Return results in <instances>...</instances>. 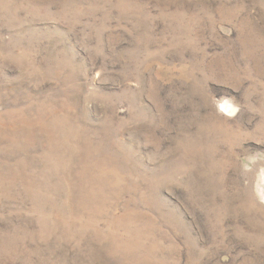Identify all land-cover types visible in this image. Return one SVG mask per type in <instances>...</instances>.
<instances>
[{"label":"rangeland","instance_id":"1","mask_svg":"<svg viewBox=\"0 0 264 264\" xmlns=\"http://www.w3.org/2000/svg\"><path fill=\"white\" fill-rule=\"evenodd\" d=\"M261 169L264 0H0V264H264Z\"/></svg>","mask_w":264,"mask_h":264},{"label":"clouds","instance_id":"2","mask_svg":"<svg viewBox=\"0 0 264 264\" xmlns=\"http://www.w3.org/2000/svg\"><path fill=\"white\" fill-rule=\"evenodd\" d=\"M218 108L220 112L228 116L235 115V112L237 111V109L233 108L230 104V101L226 98L218 104ZM248 163L249 162H245V165L247 166ZM256 194L261 200H264V169L260 170L259 175L257 177Z\"/></svg>","mask_w":264,"mask_h":264}]
</instances>
